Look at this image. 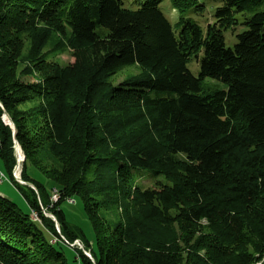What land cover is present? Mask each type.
<instances>
[{
    "label": "trees",
    "instance_id": "1",
    "mask_svg": "<svg viewBox=\"0 0 264 264\" xmlns=\"http://www.w3.org/2000/svg\"><path fill=\"white\" fill-rule=\"evenodd\" d=\"M163 1L0 0V174L28 207L0 193V264H66L74 241L79 264H264V0H215L204 30L198 0H168L173 27ZM74 197L95 249L60 209Z\"/></svg>",
    "mask_w": 264,
    "mask_h": 264
},
{
    "label": "rangeland",
    "instance_id": "2",
    "mask_svg": "<svg viewBox=\"0 0 264 264\" xmlns=\"http://www.w3.org/2000/svg\"><path fill=\"white\" fill-rule=\"evenodd\" d=\"M123 3V6L127 9H135L137 7V3L140 0H121ZM198 3L203 6V10L196 12V14L192 10H188L184 13V17L189 19L191 22L197 24L202 30L205 29V26L207 23H210L212 21V14L215 9V7L218 5V3L215 0H198ZM161 11L164 15V17L169 21L171 26L173 27L174 24L177 21V13L175 10H172L169 4L168 0H165L160 5ZM259 9H263L262 7H259ZM249 14V13H248ZM244 30L243 26H237L234 31H226L223 33V39H224V46L226 48H232V46L236 43V35L241 33ZM50 46L47 45L45 50H49ZM52 61L58 63L61 66H66L68 64H71L73 62V58L71 57V53L69 51L54 53L51 56ZM187 68L192 73V75L196 76L197 74V65L194 61L188 63ZM140 73V69L136 65L128 66L124 68L122 71L117 73L111 80V84L113 86L117 85L118 83L138 76ZM4 118V119H3ZM2 123L4 125L9 126L12 129V125L10 124L7 116L3 114L0 117ZM14 154L16 158V166L12 172V176L15 173L16 176L20 177V170H21V163L23 161V155L20 151L18 145L14 144ZM0 171L4 172L2 163L0 161ZM18 174V175H17ZM6 177V176H5ZM7 179V177H6ZM3 180L2 184H0V193L6 197L7 199L13 201L15 204L19 206L20 209L23 211H27L28 207L22 197V194L20 191L13 186L8 180ZM20 179V178H19ZM38 180L44 185V188L46 191L51 192L49 196V201L53 202L54 197L56 194L54 190H51V185L44 179L38 178ZM19 183V185H25L32 189L34 191V187L30 185L24 184L21 180L16 181ZM149 180L147 178H142L139 180V183L143 184L144 186L149 185ZM36 193V191H34ZM57 201V200H56ZM55 202V201H54ZM60 209L63 211L65 220L67 223L72 225L73 227L81 230L85 236V239L89 243V248L95 249V233L94 230L90 224L89 219L87 218L84 210L82 202L79 198L74 197L73 199H68L65 202H63L60 205ZM44 213V211H43ZM99 214L106 220V222L113 224L117 221L119 211L117 209L115 210H101ZM46 217L51 218V216L47 213H44ZM52 219V218H51ZM53 220V219H52ZM56 227V225H55ZM79 245L82 247L81 243ZM77 248V247H74ZM83 248V247H82ZM79 249V248H77ZM63 253L65 257L66 264H77L75 261L76 254L73 250V248L64 245L63 246Z\"/></svg>",
    "mask_w": 264,
    "mask_h": 264
},
{
    "label": "built area",
    "instance_id": "3",
    "mask_svg": "<svg viewBox=\"0 0 264 264\" xmlns=\"http://www.w3.org/2000/svg\"><path fill=\"white\" fill-rule=\"evenodd\" d=\"M13 177H14V179H15L16 181H20L19 177L16 176L15 173L13 174ZM2 179H3V176L0 174V184L2 183ZM54 194H55V193H54ZM57 199H58V195H55L53 202L56 201ZM32 218H35V219H36V216H35V214H33V213H32ZM51 218H52V217H51ZM52 219H53V218H52ZM55 225H56V224H55ZM56 226H57V225H56ZM56 228H57V227H56ZM67 246H69V247H71V248H73V247H77V248H79L80 250L83 251V253H84V255H85L86 257H88L89 259H91L89 253H88V252H85V251L83 250V248L79 245V242H78V241H74L72 244H69V245H67Z\"/></svg>",
    "mask_w": 264,
    "mask_h": 264
},
{
    "label": "water",
    "instance_id": "4",
    "mask_svg": "<svg viewBox=\"0 0 264 264\" xmlns=\"http://www.w3.org/2000/svg\"><path fill=\"white\" fill-rule=\"evenodd\" d=\"M15 134H16V131H15V129L12 127V137H13V139L15 138ZM14 144L17 145L16 142H15V140H14Z\"/></svg>",
    "mask_w": 264,
    "mask_h": 264
},
{
    "label": "bare ground",
    "instance_id": "5",
    "mask_svg": "<svg viewBox=\"0 0 264 264\" xmlns=\"http://www.w3.org/2000/svg\"><path fill=\"white\" fill-rule=\"evenodd\" d=\"M4 119V118H3ZM24 160V159H23ZM18 175V174H17ZM31 218H32V214H31ZM33 220H36L35 218H32Z\"/></svg>",
    "mask_w": 264,
    "mask_h": 264
},
{
    "label": "crops",
    "instance_id": "6",
    "mask_svg": "<svg viewBox=\"0 0 264 264\" xmlns=\"http://www.w3.org/2000/svg\"><path fill=\"white\" fill-rule=\"evenodd\" d=\"M0 172H1V171H0ZM76 263H77V264H79V262H78V261H77Z\"/></svg>",
    "mask_w": 264,
    "mask_h": 264
}]
</instances>
